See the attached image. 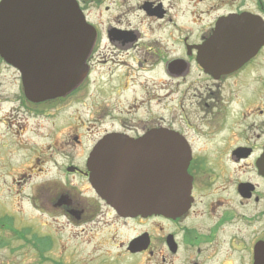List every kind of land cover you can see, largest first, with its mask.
I'll return each instance as SVG.
<instances>
[{
    "label": "flooded vegetation",
    "instance_id": "flooded-vegetation-1",
    "mask_svg": "<svg viewBox=\"0 0 264 264\" xmlns=\"http://www.w3.org/2000/svg\"><path fill=\"white\" fill-rule=\"evenodd\" d=\"M77 1L94 39L80 82L58 101L67 97V109L77 104L80 110L68 115V151L53 139L26 165L21 179L35 178L30 207L58 210L91 232L105 226L111 243L130 227L134 236L119 248L145 264L155 256L160 264H264V0L199 11L193 29L168 30L167 39H147L119 16L105 24L99 9L106 0ZM139 10L158 28L177 26L160 1ZM8 67L0 57V76ZM243 79L256 82V95L244 100L231 93L223 103L225 86ZM56 99L34 104L55 105ZM31 113L55 116L37 108ZM154 130L178 139L187 161L186 208L175 216L121 217L91 187L89 157L99 146L103 159L121 161L127 151L153 158L148 135ZM0 221L12 223V217L3 214ZM155 223L159 233L150 230Z\"/></svg>",
    "mask_w": 264,
    "mask_h": 264
},
{
    "label": "rangeland",
    "instance_id": "rangeland-1",
    "mask_svg": "<svg viewBox=\"0 0 264 264\" xmlns=\"http://www.w3.org/2000/svg\"><path fill=\"white\" fill-rule=\"evenodd\" d=\"M146 1H153L154 4L160 1L171 13V20L177 24L176 28H158L155 20H146L139 10ZM225 1L228 4H224V0H106L99 11L101 21L105 24L119 16L118 20L124 24L129 22L131 27L143 32L147 39L151 38V34L167 39L168 30L193 29L194 18L199 11H206L214 5L232 8L239 0L235 3L232 2L234 0ZM252 1L248 0V4ZM105 6L109 7L108 11L103 9ZM97 12L98 9L93 13ZM173 22L166 23V26L169 27ZM1 72L0 216L9 214L12 223L0 221V264H145L142 256L132 258L124 254L123 248H119L120 243H126L134 236L135 232H131L130 227L129 231L124 228L122 233H118L117 240L111 243L109 234H106L109 229H104L105 226L98 229V233L91 232L89 226L73 224L62 217L58 210L47 208L35 212L30 207L27 198L31 196V183L35 182V178L32 176L24 182L26 178L21 179V175L26 170V165H29V160L38 158L40 147H45L49 142L53 143V139L57 140L60 148L68 151L65 143L70 139L69 132H72L73 122L68 115L73 109L80 110V107L75 104L67 109V97L61 101L58 98L53 100L57 102L55 105L48 103L35 106L38 104L33 103L32 106L28 104V107H22L19 98L26 96L21 93V85L18 87L16 72L11 67L3 68ZM237 84V87L226 85L221 91L223 103L229 99L231 93L244 100H247L245 94L249 98L256 95L255 81L243 79V82L239 81ZM261 90L264 89L260 85V95ZM35 108L41 113L46 111L55 116L53 119L43 114L35 116L36 114L31 113ZM56 116L59 117L55 119ZM70 151L74 154V150ZM65 184L69 185L68 182ZM76 184L80 188L84 187L79 180H76ZM151 225L144 228L150 229ZM157 228L158 224L155 223L150 230L159 233ZM150 264H160V259L155 256Z\"/></svg>",
    "mask_w": 264,
    "mask_h": 264
},
{
    "label": "water",
    "instance_id": "water-1",
    "mask_svg": "<svg viewBox=\"0 0 264 264\" xmlns=\"http://www.w3.org/2000/svg\"><path fill=\"white\" fill-rule=\"evenodd\" d=\"M92 40L74 0L0 2V55L21 73L30 101L62 96L75 87ZM148 137L153 158L133 160L127 151L124 165L120 160L107 164L96 150L89 163L90 184L120 215H178L189 193L187 161L174 136L153 132ZM260 173L264 176L262 167Z\"/></svg>",
    "mask_w": 264,
    "mask_h": 264
}]
</instances>
